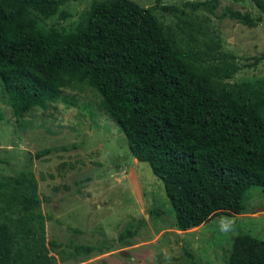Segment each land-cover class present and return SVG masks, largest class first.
Returning a JSON list of instances; mask_svg holds the SVG:
<instances>
[{
  "label": "trees",
  "instance_id": "obj_1",
  "mask_svg": "<svg viewBox=\"0 0 264 264\" xmlns=\"http://www.w3.org/2000/svg\"><path fill=\"white\" fill-rule=\"evenodd\" d=\"M66 1L0 0V85L13 114L46 109L64 89L87 85L99 94L130 154L162 182L178 231L221 212L242 214L248 191L264 189V88L229 82L239 67L218 41L187 46L174 29L164 28L154 10L180 21L185 12L177 6L94 0L74 30L43 29L40 18L54 16ZM251 1L262 16L223 15L253 27L264 19V0ZM185 5L213 12L218 0ZM50 152L28 155L22 180L33 159ZM24 200L30 209L39 204L30 191ZM138 231L128 224L120 240ZM13 243L10 226L0 223V264H55L41 252L18 261ZM93 250L74 247L76 255ZM226 264H264V241L235 236Z\"/></svg>",
  "mask_w": 264,
  "mask_h": 264
},
{
  "label": "rangeland",
  "instance_id": "obj_2",
  "mask_svg": "<svg viewBox=\"0 0 264 264\" xmlns=\"http://www.w3.org/2000/svg\"><path fill=\"white\" fill-rule=\"evenodd\" d=\"M94 0H68L57 13L40 18L43 29L72 31ZM150 8L155 0H131ZM184 10L178 18L154 10L164 28L177 32L185 45L202 48L209 39L233 55L239 70L229 82L264 88V19L249 27L231 19L227 10L262 12L251 0H218L213 12L192 11L185 4L204 0H160ZM0 223L14 235L18 261L38 253L55 264H226L232 239L239 234L264 241V189L251 188L246 210L218 213L187 231L174 225V211L162 182L149 165L129 152L125 136L87 85L64 89L46 109L35 108L17 118L0 85ZM50 149L33 166L26 181L28 155ZM39 199L30 209L27 189ZM159 216H150V210ZM139 228L120 240L128 226ZM54 243L55 245H52ZM90 246V255H76L75 246Z\"/></svg>",
  "mask_w": 264,
  "mask_h": 264
}]
</instances>
